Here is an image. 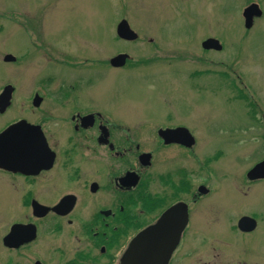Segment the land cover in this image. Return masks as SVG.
<instances>
[{"label":"rangeland","instance_id":"rangeland-1","mask_svg":"<svg viewBox=\"0 0 264 264\" xmlns=\"http://www.w3.org/2000/svg\"><path fill=\"white\" fill-rule=\"evenodd\" d=\"M249 3L0 0V93L6 85L14 88L0 129L14 118L33 119L27 97L36 89L34 79H63L75 89L71 98L79 109L97 108L134 126V141L141 153H153L151 171L158 178L181 165L189 171L184 177L189 185L209 188L192 218L198 247L184 252L183 264H264V180L245 179L264 157V0L262 18L246 29L243 12ZM121 20L136 34L134 41L117 37ZM29 39L41 48L18 62L32 51ZM207 39H216L222 49L203 50ZM119 54L128 56L127 63L111 67ZM5 55L15 62H4ZM48 56L56 63L41 59ZM175 123L195 137L193 155L156 146V126ZM4 194L0 182V233ZM245 216L257 226L244 235L236 223ZM193 254L199 260L188 258Z\"/></svg>","mask_w":264,"mask_h":264},{"label":"flooded vegetation","instance_id":"flooded-vegetation-1","mask_svg":"<svg viewBox=\"0 0 264 264\" xmlns=\"http://www.w3.org/2000/svg\"><path fill=\"white\" fill-rule=\"evenodd\" d=\"M29 43L32 51L23 52L18 62L41 48L30 39ZM49 48L53 52L55 47ZM41 59L56 63L51 56ZM66 83L48 76L34 79L36 89L27 97L33 119L14 118L0 129L1 134L22 123L17 134L22 158H10L0 166L7 197L3 200L7 206H2V264H123L134 239L178 204L186 210L184 228L177 231L184 217L174 214L164 229L169 238L160 242L174 246L163 252L164 257L169 253L167 264H183L184 252L198 247L192 218L200 201L210 195L209 188L199 182L189 185L184 178L189 171L181 165L158 178L151 171L153 153H141L134 141L130 131L134 126L97 108L79 109L83 107L77 98H71L75 89ZM156 127L152 133L158 148H178L193 155L197 142L187 127L181 123ZM263 161L264 157L257 160L247 172ZM247 172L250 184L264 179L248 180ZM200 188L205 190L202 194ZM241 219L256 220L241 217L236 223L240 233L255 231L256 221L245 231ZM136 256H131V264H136ZM194 257L198 255L188 258Z\"/></svg>","mask_w":264,"mask_h":264},{"label":"water","instance_id":"water-1","mask_svg":"<svg viewBox=\"0 0 264 264\" xmlns=\"http://www.w3.org/2000/svg\"><path fill=\"white\" fill-rule=\"evenodd\" d=\"M260 12L257 10L256 6H249L243 12V17L245 19V27L249 28L253 17H259ZM117 36L126 41H134L136 39V34L133 33L128 24L125 21H121L116 28ZM201 47L203 50H215L220 51L222 49L219 41L216 39H207L202 44ZM128 59L126 54H120L110 60V66L113 68L123 67ZM4 62L10 63L14 62L15 58L7 55L3 59ZM13 89L11 86H7L3 89L0 94V114H2L10 104L11 94ZM22 126V123L13 125L9 127L5 132L0 134V166L6 162L10 161V158H22L23 149L19 148L17 134L20 132L18 127ZM178 132V131H177ZM173 132V133H177ZM165 133H162L164 135ZM145 157V156H141ZM10 165V163H8ZM14 164V163H13ZM16 166V165H12ZM247 178L249 180H257L264 178V161L256 165L251 171L248 172ZM204 188H200L201 193L204 192ZM182 204H178L170 208L165 212L157 224L148 230L141 232L131 243L130 248L127 250L124 256L123 264H131L130 258L133 255L136 256V264H167L169 253L163 256V252L166 249V246L163 245L162 240L166 238L164 229L166 228L167 223L171 221V218L175 215H183V225L178 224L177 231L181 232L186 223V210L181 209ZM254 226V222L250 220L247 222L246 219L241 220L240 228L249 231ZM153 248L157 249L153 251ZM160 248V250H158ZM174 246L170 245L168 247L169 252L172 251ZM157 255V256H156ZM162 256V257H161ZM161 257V258H160Z\"/></svg>","mask_w":264,"mask_h":264}]
</instances>
